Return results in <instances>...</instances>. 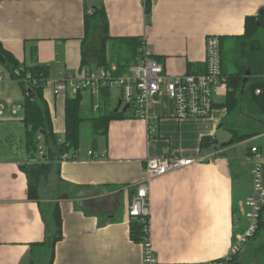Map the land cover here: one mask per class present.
<instances>
[{"label":"crops","instance_id":"0c3cea01","mask_svg":"<svg viewBox=\"0 0 264 264\" xmlns=\"http://www.w3.org/2000/svg\"><path fill=\"white\" fill-rule=\"evenodd\" d=\"M97 8L103 17L93 16ZM258 16L264 19V0H4L0 45L19 63L49 68L43 101L52 132L62 142L65 101L77 92L53 94L52 82L60 73L81 77L105 66L124 75L134 62L130 44L145 38L166 75L203 74L207 39L221 38L222 46L230 47L244 35L248 19ZM4 71L0 66V264H142L141 245L129 236L127 211L145 177V158L168 155L202 161L149 183V238L157 264L225 257L246 228L242 213L251 178L244 157L256 147L264 162L254 144L264 132L221 147L232 141L229 128L246 123L244 115L228 117L213 99L210 117L178 120L172 101L160 92L148 101L147 121L126 112L86 145L83 111L96 112L97 118L115 110L121 96L114 89L104 101L101 94L81 91L79 148L68 159L50 163L38 199L30 200L22 172L29 163L23 148L24 99L18 82L7 73L6 80ZM226 91L222 83L215 96L224 92V102ZM255 123L264 127L260 118ZM222 129L226 137L219 135ZM42 150L39 160H45ZM53 207L61 216L62 237L51 250L44 243Z\"/></svg>","mask_w":264,"mask_h":264},{"label":"trees","instance_id":"16d2710c","mask_svg":"<svg viewBox=\"0 0 264 264\" xmlns=\"http://www.w3.org/2000/svg\"><path fill=\"white\" fill-rule=\"evenodd\" d=\"M146 12L149 14L148 7ZM93 16L103 17V9H95ZM140 41L141 39L133 40L130 44V59L132 60H135ZM219 45L221 75L224 78L227 91L224 102L215 106L224 108L228 117L236 115L246 117L244 120L246 123L242 125L243 127L229 128L232 133V144H237L250 140L264 132V127L257 126L255 123V120L259 118L264 121L263 17L258 16L248 19L244 35L235 37L230 48L225 49L222 46L223 41L221 38H219ZM34 52L33 50L32 56H34ZM0 54L5 59V63H0V66L4 68L10 80L18 82L23 95V148L27 155L26 161L29 163L22 167V172L27 179L28 198L37 200L38 188L48 175L50 163L55 159L77 151L79 148L80 126L84 121L80 106L81 92H77L74 98H67L65 101V134L63 141L59 142L52 132L51 119L43 101V89L49 77V68L39 64L29 66L19 63L11 54L3 50L1 45ZM104 68L108 67L104 66ZM247 71H249V76L243 84ZM27 76H30V79L24 83L23 80ZM109 92L107 89L102 90L100 98L105 101ZM128 110L130 109L121 110V112L120 110L117 112L113 110L97 118H92V128H94L96 134H106L108 124L113 120L124 118ZM133 117L135 118L134 114ZM43 146L46 150L44 155L46 162H43L45 161L42 160L43 157L39 160V150ZM143 228L144 226L139 219L131 220L129 236L132 242L140 244L143 241L146 236ZM49 234L44 244L53 250L55 244L62 237L61 216L57 207L52 208ZM262 236H264V209L258 219L257 230L243 245L242 251L229 264L236 262L264 264V242L260 240Z\"/></svg>","mask_w":264,"mask_h":264},{"label":"built area","instance_id":"2783aa9c","mask_svg":"<svg viewBox=\"0 0 264 264\" xmlns=\"http://www.w3.org/2000/svg\"><path fill=\"white\" fill-rule=\"evenodd\" d=\"M141 1L145 2L146 0ZM3 3L4 0H0V9ZM205 66L203 74L186 73L168 76L149 51L145 38H141L135 60L129 66L126 74L117 75L115 68H99L86 72L81 77L62 72L53 80L52 92L57 96L68 92L88 91L99 96L104 89L109 91L118 89L121 96V107L123 104L124 106L128 105V109L133 112L136 118L145 121L149 119L148 101L163 92L172 101L176 119H205L213 113V96L217 87L224 83V78L221 75L219 38L215 36L209 37L206 41ZM29 79L30 76H27L23 80L24 83ZM257 152L256 147H251L250 154L244 157L245 162L250 165L251 178V193L245 199L242 213L246 221L245 230L235 236V240L222 259L193 264H229L242 251L243 245L257 230L258 219L264 209L263 167ZM39 155H43L42 149L39 150ZM88 155L93 157L92 152H88ZM68 158V155L62 156V159ZM201 161L199 158L179 155L145 158V177L137 185L127 211L130 220L139 219L144 226L143 231L146 236L140 243L142 264H157L149 238V210L147 207L149 183L157 177L174 173Z\"/></svg>","mask_w":264,"mask_h":264},{"label":"rangeland","instance_id":"374dc122","mask_svg":"<svg viewBox=\"0 0 264 264\" xmlns=\"http://www.w3.org/2000/svg\"><path fill=\"white\" fill-rule=\"evenodd\" d=\"M228 45L229 44L226 45L225 49L230 48ZM3 75L5 76V79L7 80L8 78H7V74H6L5 71H4ZM213 99H214V102L219 103V105L222 104L223 103V99H224V92L217 93L216 96L214 94ZM123 107H124V104L122 105V107L120 109V112H121ZM127 112L129 113L130 110H128ZM83 113H84L85 117L88 120L85 121V124L81 127V139L84 140L85 143H87L86 145H88L89 143L87 142V140L90 141V140H92L93 138H95L97 136V134L95 133L96 131L94 130V128H92V123H91L92 118H95L97 113L96 112L92 113V112H89L88 110L83 111ZM102 113H103V111L101 112V114ZM231 128H233V127H231ZM219 135L220 136L223 135V137L227 136L226 132H224L223 129L219 131ZM218 140H221V139L219 138ZM13 142L15 144V141H13ZM17 144H19V143H17ZM254 144L258 145V147L261 150V152L264 153V138H262V139L259 138L257 140H254ZM4 147L9 148L8 145H6V144H4ZM10 156H14V155H10ZM262 167H263L262 172H263V177H264V162H263V166ZM263 186H264V178H263ZM260 240H262L264 242V236H262V238ZM249 264H256V262H251Z\"/></svg>","mask_w":264,"mask_h":264},{"label":"water","instance_id":"95a60500","mask_svg":"<svg viewBox=\"0 0 264 264\" xmlns=\"http://www.w3.org/2000/svg\"><path fill=\"white\" fill-rule=\"evenodd\" d=\"M0 63L1 64L5 63V59L3 58V56L1 54H0ZM248 76H249V71H247L246 74H245V79L243 80V84L246 82ZM120 107H121V100L118 101V104H117L114 112H117L120 109ZM126 109H128V105H125L122 108V111H125ZM231 144H232V141H229L228 143L222 144L221 147H226V146H229ZM231 264H243V263L236 262V263H231Z\"/></svg>","mask_w":264,"mask_h":264}]
</instances>
